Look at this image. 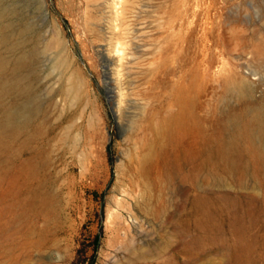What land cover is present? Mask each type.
I'll list each match as a JSON object with an SVG mask.
<instances>
[{
    "label": "rangeland",
    "instance_id": "374dc122",
    "mask_svg": "<svg viewBox=\"0 0 264 264\" xmlns=\"http://www.w3.org/2000/svg\"><path fill=\"white\" fill-rule=\"evenodd\" d=\"M113 5L0 0L9 45L22 41L16 53L43 51L57 33L66 40L94 105L82 113L102 120L98 136L71 131L77 107L62 114L52 105L40 135L23 144L42 116L0 153V264H264V155L243 150L226 165L215 153L217 135L237 125L232 109L244 120L264 118V0H137L121 59L110 44ZM0 51L8 54L5 45ZM47 55L38 63L42 99L50 95ZM228 72L244 77L245 88L226 89ZM197 76L200 124L187 118L143 173L137 160L151 134L135 120L178 109L174 85L192 86ZM251 128L264 144L262 127ZM36 193L49 195L47 208L32 205Z\"/></svg>",
    "mask_w": 264,
    "mask_h": 264
},
{
    "label": "bare ground",
    "instance_id": "6f19581e",
    "mask_svg": "<svg viewBox=\"0 0 264 264\" xmlns=\"http://www.w3.org/2000/svg\"><path fill=\"white\" fill-rule=\"evenodd\" d=\"M113 2V12L110 16L111 39L113 41L110 44L112 51L118 53L121 59L127 55L126 50L129 42H131V37H133L132 30L136 23L132 19V13L134 12L137 0H113ZM5 29L6 25L0 23V48L5 45L8 51L7 55L2 54L0 51V153L7 151L11 147V142L16 140L27 127L33 124L37 117L42 116L40 125L34 128V131L25 139L23 144H27L32 138L40 135L43 128L42 125L48 122L47 112L52 105L53 109H59L61 112L73 109L76 106L77 109L71 112V115L77 113L76 119L73 122L71 121L72 123L69 125L71 131L76 130V127H80V130L88 128L89 130H93L98 136L101 133L102 120L96 114L98 112L92 111L89 117H85L83 114L86 110V105L92 107L94 105L88 93L89 84L85 74L79 67H74L73 60L67 51L66 40L60 34L53 33L56 35V37L54 35L55 39L53 38L55 41L45 46L43 51L32 48L16 53L22 41L19 39V41L9 45L10 39L6 35ZM54 47L58 49L52 50ZM42 52L48 54L47 57L50 63L47 67L48 71L44 81L49 88L50 95L44 99L41 98L38 90L40 88L38 81L41 80L38 63L41 62L40 56ZM245 83L246 79L244 77L232 72H228L223 81L226 89L232 87L244 89ZM122 84V82H119L118 85L121 96L124 90ZM173 89L176 102L179 105L178 109L167 112L159 109L151 112L145 118L138 117L135 120V124L141 127L142 131H148L151 134L149 137L144 138V145L147 146V150L137 160L140 164L139 168H141L143 173L147 172L146 167L149 162L153 161L161 152H167L175 143L187 118L194 120L195 124H200V117L196 116L193 110L196 101L195 92L200 91V76L194 79L192 86H185L183 83L178 82L174 85ZM57 96H60V99L55 100ZM248 104L252 103L248 102ZM60 116L62 115L59 114V119L57 118V127L60 129L59 133H57L58 141L64 143L69 134L66 132L67 130L65 131L66 127L62 124L63 118ZM230 117L236 121L237 125L229 135H217L215 153L218 157L226 165H233L239 161L243 150L249 153L256 152L264 155V144H257L251 138L252 121H256L262 127V131H264V118L258 119V121L256 118L244 120L240 113L234 109L230 111ZM74 135L75 139L77 137L78 140L80 132L78 131ZM251 142L253 144L250 147ZM15 154L18 153L15 152ZM137 157L139 158L140 155ZM29 161L27 166L30 170H33L34 166ZM213 163L216 164L215 162ZM148 188L149 186L146 184L145 190ZM30 201L32 205H35L39 201L42 206L47 208L49 195L46 193L44 195L36 193ZM145 252H142L141 257L150 255L151 251Z\"/></svg>",
    "mask_w": 264,
    "mask_h": 264
}]
</instances>
